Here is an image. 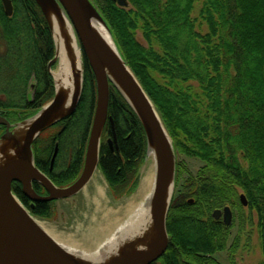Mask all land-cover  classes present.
<instances>
[{"label": "trees", "instance_id": "16d2710c", "mask_svg": "<svg viewBox=\"0 0 264 264\" xmlns=\"http://www.w3.org/2000/svg\"><path fill=\"white\" fill-rule=\"evenodd\" d=\"M91 1L154 103L176 154L204 164L196 175L177 165V183L182 178L183 185L168 215L169 247L153 264H221L217 253H235L238 239L229 246V229L212 214L227 206L243 210L239 190L247 197V209L256 214L264 264V0H204L206 34L197 30L193 18L197 0H127L129 8L114 0ZM12 2L13 18L5 16L0 2V27L15 47L25 48L26 81L35 75L39 83L25 108L37 112L53 97L48 63L54 57V43L35 0ZM138 32L148 46L138 40ZM21 51L17 50L18 57ZM94 96L95 76L86 63L77 112L52 128H63L62 145L83 138L85 147ZM89 98L90 116L80 130L75 121L84 116ZM109 115L119 149L111 151L103 143L99 166L112 194L122 199L138 186L147 140L142 125L113 88ZM79 171L68 179H75ZM32 212L49 218L52 208L43 203Z\"/></svg>", "mask_w": 264, "mask_h": 264}, {"label": "water", "instance_id": "95a60500", "mask_svg": "<svg viewBox=\"0 0 264 264\" xmlns=\"http://www.w3.org/2000/svg\"><path fill=\"white\" fill-rule=\"evenodd\" d=\"M63 11L64 21L70 24L74 37L77 43V49L81 51L82 57L85 56L93 70L95 75V81L97 86V105L93 121V126L90 131V137L88 141L86 159L84 164V174L80 177L72 186L59 189L52 182L44 176L38 168L34 166V153L33 145L42 133L48 129L57 125L61 120L72 116L80 105L83 87H84V64L83 72L81 73V89L73 100V103L69 109L62 113L60 108L61 96L57 91L56 81L52 73L53 64L57 63L58 47L56 45V39L54 35V29L50 23L45 10L41 7L38 0L35 2L41 8L47 24L52 33L56 54L53 61L49 64V73L52 76L55 95L51 103L47 104L41 111L37 112L34 116L21 121L16 125H12L5 117L0 115V126H6L7 131L0 138V146L6 142L11 141L14 143L15 149L20 154L17 156L15 166L6 177L0 176V264H81L74 257L69 255L63 248L44 231L37 220L22 206L13 193V183L19 182L22 184L24 194L32 199L34 202H53L64 199H70L77 196L87 184L93 179L96 171L99 167L100 160V148L101 139L103 137L105 125L108 119V109L110 103L111 86H114L119 95L124 99L134 110L135 114L139 118L143 129L145 131L147 146L150 147V142L155 138L160 144L158 149L157 161V177L155 184V191L153 196L154 207L158 208L162 202L163 196L166 193L167 178L166 170L168 167L169 159H172V191L170 195V201L166 214L164 216L162 224H158L155 220L154 226L156 230L151 236V241L148 250H154L153 254L144 261V264H152L159 260L167 251L169 247V234L167 231V220L171 209L175 188H176V152L173 141L169 136L161 117L159 116L154 104L145 93L142 85L128 67L127 63L123 59L119 49L117 48L111 31L101 17L98 10L92 4L90 0H57ZM119 7H128L127 0H115ZM5 14L8 17L13 15V4L11 0H3ZM98 20L103 24L107 30L112 42L114 43L117 54L120 61L123 64L117 63L115 60H107L108 65H112L116 72H118L122 79L126 90L130 97L135 102L136 108H134L127 100L123 92L108 78L106 70L102 63V56L105 52L97 44L93 34L92 21ZM71 22V23H70ZM57 32L65 34L67 36V29L60 28ZM70 52V51H68ZM83 63V60H82ZM125 68L132 75L133 79L128 75ZM34 85L30 92L33 91ZM63 93V91H61ZM64 94V93H63ZM137 109V110H136ZM57 114L59 117L52 120V117ZM112 139L108 141L111 150L113 151V143H117L116 126L112 118H110ZM170 138L171 145L169 146L166 136ZM95 138L98 141V155H97V168L94 171L87 165V158L91 153V145ZM21 143V146H18ZM56 153L54 155V160ZM148 157V155H146ZM19 159L22 161L19 162ZM34 167V169H31ZM9 170L11 169L8 168ZM39 173L43 179L38 177H32L26 179L30 182V188L26 187L25 178L28 174ZM43 181H47L43 183ZM33 182H38L47 190L50 197L47 199H39L32 188ZM193 203V200H190ZM240 203L243 207H247L248 201L244 195L240 197ZM213 218L217 221L223 220L225 226H230L234 219L233 211L230 207H225L223 210H216L213 213Z\"/></svg>", "mask_w": 264, "mask_h": 264}, {"label": "bare ground", "instance_id": "6f19581e", "mask_svg": "<svg viewBox=\"0 0 264 264\" xmlns=\"http://www.w3.org/2000/svg\"><path fill=\"white\" fill-rule=\"evenodd\" d=\"M38 1L41 7L45 10L47 17L54 29L56 45L58 47V53H57L58 61H57L56 69H54L52 73L56 81L57 91L59 92V95L61 96V105L59 109L62 110L60 112L65 113L69 109V107L73 103V100L75 99V97H77L81 89V80H82L81 73L83 72L82 64L84 65L86 63L89 64V62L85 56L82 57L81 51L77 49V43H76V39L74 37L73 31L67 19L64 21L63 11L60 7L59 2L57 0H38ZM2 3H3V0H2ZM13 9H14L13 15L11 17L6 16L5 14L7 18H13L15 14L14 5H13ZM61 27L67 29V34H68L67 36H65V34H61L60 32H57ZM92 27H93V34H94L97 44L105 52V55L102 56V63L104 65L108 78L111 79L112 82L123 92L128 102L134 108H136L135 106L136 104L130 97L128 91L126 90L125 85L122 79L120 78L118 72L115 71L112 65L107 64V60L109 59L115 60L117 63L122 64L120 61L119 55L116 52L114 43L112 42L107 30L105 29L103 24L99 22L98 20L92 21ZM52 39H53V36H52ZM53 43H54V39H53ZM55 54H56V49H55V43H54L53 59L55 58ZM53 59L48 63V66L53 61ZM82 60H83V63H82ZM90 69H91V66H90ZM125 70L128 73V75L133 79L129 71L126 68ZM91 71L93 73L92 69ZM23 82H24L23 84H26L27 81H23ZM16 85L18 87L22 85V83H20V80H17ZM33 85L36 86L35 81H33ZM61 91H63L64 94L61 93ZM83 91H84V87H83ZM52 95L53 97L48 103H51L54 99V95H55L54 84H53V94ZM82 96H83V93H82ZM33 99L31 101H33ZM110 99H111V95H110ZM93 100H94V104L92 105V112H91L92 123H90L91 127L89 126L90 131L93 126L96 105H97L96 81H95V96ZM125 103L131 109V111L134 113V115L140 122L139 118L137 117V115L135 114L131 106L126 101ZM44 107L45 105L39 110H37V112L41 111ZM3 112L4 111H2V108H0V115H2ZM75 113L72 116L61 120L58 123V125L68 120L69 118L73 117ZM92 115H93V119H92ZM58 117L59 116L55 114L52 117V120H55ZM110 118L112 117H110L109 109H108V119H107V123L105 127L107 126L111 127ZM61 129L63 128L58 129V131H60ZM164 135L166 136L167 142L170 146L171 145L170 138L167 136L165 131H164ZM39 138L36 141H39ZM159 144L160 143L155 138H153V140L150 142V147L148 148V146L146 145L145 155H148V158H147L148 164L146 165L147 167L145 168V171L142 175V182H141V185H139L140 187L137 186L135 191L131 194L132 198L128 202L127 209L123 210L122 208H120L119 210L118 209L115 210V208L109 206L108 198L106 197V193L103 187L101 186L96 187L97 193L95 194V198L92 202L94 204L93 209L95 212L91 217L92 221L88 228V236L83 242L84 244H88V248L92 247L91 249H89L88 251H85V250H80L79 248H77V246L73 247L72 245L68 244V243H72L71 240H66L68 242L67 244L58 241L57 239L61 241L62 239L55 234V231L53 229L48 228L45 226V224L37 221L40 227L44 231H46L48 234H50L51 237L54 238V240H56V242L63 248L64 251H66L69 255H71L76 260H78L81 264H144V261L147 260L153 254L155 250V249L148 250L150 241H151V236L156 230V227L154 226V222L156 220L158 221V224H162L164 216L168 208L167 206L169 204L170 195L172 191V175L173 174H172V159L170 157L168 167L166 170V178H167L166 193L164 194L162 202L159 204L158 208L154 207L153 196H154L156 177H157L156 157L158 155V151H159L158 149H160ZM18 146H21V143H19ZM33 153H34V147H33ZM19 154L20 152L17 149H15L14 143H12L11 141L6 142L5 144L0 146V176L6 177L7 174L12 171L13 166H15L16 164L15 161L17 159V156ZM97 155H98V141H97V138H95L93 144L91 145L90 156L87 158V165H89L91 167L90 169H93L94 171L97 168V159H98ZM19 162L21 163L22 161L19 159ZM99 163H100V160H99ZM34 166L35 168H37L35 162H34ZM10 167L11 169L9 170L8 168ZM31 169H34V167H31ZM78 174L76 175L78 176ZM83 174H84V170L82 171L80 177H82ZM32 177H38L39 179H43L41 175L36 172V174L34 173L30 175L28 174V177L25 178V181H27L26 179H31ZM36 183L39 184L43 188V190H45V192L48 194L47 198H49L50 194L47 192L44 186H42L38 182ZM43 183L47 184V181L46 182L43 181ZM52 184L54 183L52 182ZM88 185L89 184H87L86 187L80 193H82L87 188ZM54 186H56V184H54ZM26 187L28 189H31L29 181L26 182ZM240 191L242 193H239V197H241L242 195L246 197L244 192L242 190H239V192ZM80 193L78 195H80ZM14 196L18 198L16 194H14ZM77 196L73 197V199L76 198ZM126 197L128 196H125L124 198ZM38 198L42 199L40 197ZM47 198H43V199L45 200ZM248 206H249V203L246 208H248ZM122 212H124V215H125L124 219L120 217ZM121 219L124 220V223H122ZM114 224L117 226L118 225L120 226L113 233L111 232L112 231L111 229L113 228ZM226 227L229 229V241H230L231 232L234 228V221L232 222L230 226H226ZM107 234H108L107 237L103 236ZM101 237L103 240H105L102 244H101V239H100ZM236 239L239 240V236Z\"/></svg>", "mask_w": 264, "mask_h": 264}, {"label": "rangeland", "instance_id": "374dc122", "mask_svg": "<svg viewBox=\"0 0 264 264\" xmlns=\"http://www.w3.org/2000/svg\"><path fill=\"white\" fill-rule=\"evenodd\" d=\"M203 3H204V0H197L195 9L193 12V18L196 21L197 30L203 34H206L209 32V29H208L207 24L201 17V10L203 8ZM129 7H130V4H128V7L126 8H129ZM137 38L141 43L148 46L141 32H138ZM19 48L21 49H18V47H15L12 50L11 54H9L7 62L5 63V65H2V69L0 71V108H4L5 106H9L10 104L12 105V103L14 102L13 105L17 107L16 109L21 108L20 110H23L26 106V102L28 103L33 99V96L31 97V95H29V88H30L31 82L33 81L36 82L37 80L35 78V75H31L28 81L26 82V84H23L24 83L23 81H26V79L28 78V72H27V69H25V64L29 59L26 56V52H24L25 48L24 47H19ZM156 49L159 51L158 47H156ZM1 50H3V48ZM17 50H22L20 52L21 56L19 57H18ZM56 66H57V63L53 64L52 71L56 69ZM17 80H20V83H22V85H20L19 87L16 85ZM112 88L116 90L114 86H111V89ZM90 104L91 102L89 98L84 116H81L75 121V124L77 123L81 125L79 128L80 130L81 129L84 130L83 127L87 124L88 117L90 116V112H91ZM93 104H94V100H93ZM18 113L20 114V112ZM36 113L37 112H29L27 115L28 117L21 119V121H24L34 116ZM21 114L26 115V112L21 113ZM92 119H93V115H92ZM21 121H18L13 124L16 125L20 123ZM91 123H92V120H91ZM56 129L57 127L52 130L48 129L47 132L45 131L42 134V136H40L39 141L44 140L45 144L49 143L52 137L51 134H54V131H56ZM76 132L77 133L79 132L78 129L76 130ZM88 135H90V128L88 130ZM88 141H89V136L86 140V143H85L86 145L84 147L86 149V152H87V147H88ZM37 142L38 141L34 143L33 147L36 145ZM103 143L107 144L106 136L102 137L101 146ZM175 157H176V164L185 166V169L188 172V174L196 175L197 171L204 166V164L199 159H196V158L185 157L183 155H177V154ZM147 158L148 157L145 156V158L143 159V162H142V165L139 171L138 187H140L139 185H141L142 175L145 171V168L147 167L146 165L148 164ZM185 176L186 175H184V177ZM75 179L71 178L68 184L72 183ZM14 184L18 186L20 185V187L22 186V184L19 182H15L13 183V185ZM182 185H183L182 178L177 183V177H176V188H175L173 201H174L175 196H177L178 192L181 190ZM97 186L103 187L106 193V197L108 198L109 206L115 208V210L117 209L119 210L120 208H122L123 210L127 209L128 202L132 198L131 194L135 191L134 190L131 194H129L131 196L128 195V197L126 198H124L125 197L124 196L122 197V199H117L112 194L108 182L106 181L101 169H99L98 167V170L93 176V179L91 180L87 188L82 193H80V195H78L74 199L72 198V199L59 200L56 202L54 201L55 203L51 204L52 212L49 218L38 217V216H35L34 214L33 216L32 213L31 215L37 221L45 224L46 227L53 229L55 231V234L62 239V241L57 239L58 241L67 244L68 242L66 240H71L72 243H68V244L72 245L73 247L77 246V248H79L80 250L88 251L92 247L88 248V244H84L83 242L88 236V228L92 221L91 217L95 212L93 209L94 204L92 202L95 198V194L97 193L96 192ZM21 188L23 191V187ZM239 193H242V192L240 191ZM232 210L234 212V228L231 232V239L229 241V246H231L234 243L235 239L239 236L238 248L235 253H232L229 250L221 252L215 256V259L219 261L221 264H261L263 262V255H262V248H261L259 233L257 230L256 214L254 212L251 213L247 208L246 209L243 208V210L241 211L234 210V209ZM124 216H125L124 212H122L120 217L124 219ZM123 219H121L122 223H124ZM119 226L120 225L117 226L114 224L113 228L111 229L112 230L111 232L114 233ZM108 234L103 235V236L107 237ZM100 239H101V244H102L105 240H103L102 237ZM232 254L234 255L231 256Z\"/></svg>", "mask_w": 264, "mask_h": 264}, {"label": "flooded vegetation", "instance_id": "af4514ba", "mask_svg": "<svg viewBox=\"0 0 264 264\" xmlns=\"http://www.w3.org/2000/svg\"><path fill=\"white\" fill-rule=\"evenodd\" d=\"M0 2L2 3V0H0ZM4 14H5V10H4ZM0 20H1V15H0ZM8 26L10 31L12 26L10 25V23ZM12 31H13V27H12ZM14 45L15 44H12L10 40L7 39L5 30L0 27V71L2 69V65H5V63L7 62L9 54H11L12 50L15 48ZM2 48L3 50H1ZM32 84L33 82H31L29 88V95H31V97L32 96L34 97V95L37 92V89L39 88L38 86L39 83L36 81L37 86H35L33 88V91L30 93L32 89ZM9 106H11V104ZM9 106H5V107H9ZM12 107L13 108L2 109V111H4L2 116L5 117L12 125H14L13 123L21 121L23 117L28 115V112H32L27 110V108L20 110V109H16L15 106ZM18 112H20V114ZM24 112H26V115L21 114ZM108 130L109 129L107 126L106 134L104 135L107 137V145L111 149L108 141L112 139V136L111 137L109 136ZM6 131H7L6 126H0V137L4 135ZM62 132L63 129H61L60 131L56 129V131H54V134H51L52 137L50 139V142L47 144H45L44 140L38 141L34 146V156L38 170H40V172L44 176H46L49 180H51L54 184H56L57 187H59L60 189H65L66 187L68 188V186L73 185L80 178V175L83 171L85 164L86 149L82 145L83 138L82 140L80 139V141L77 144H74V141L69 140L68 144L62 145V142L59 140V136ZM113 148L114 150L119 149L118 141L117 143L116 142L113 143ZM55 153H56V157L54 160ZM77 168H80L79 171L80 173L72 183L68 184L70 181L68 178L74 176V173ZM21 187L20 185L18 186L14 184L13 185L14 193L16 194L20 202L26 208L32 209V211L37 209L39 204H43V203L50 205L49 208H52L51 204L52 203L54 204L56 202V201L34 202L32 199H30L24 194ZM33 188L36 196L42 199L48 197V194L45 192V190H43V188L36 182L33 183Z\"/></svg>", "mask_w": 264, "mask_h": 264}]
</instances>
